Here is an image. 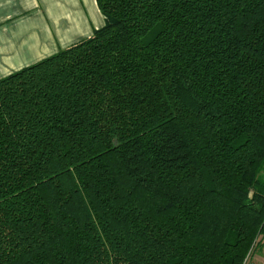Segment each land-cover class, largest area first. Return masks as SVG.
I'll return each instance as SVG.
<instances>
[{"label":"trees","instance_id":"trees-1","mask_svg":"<svg viewBox=\"0 0 264 264\" xmlns=\"http://www.w3.org/2000/svg\"><path fill=\"white\" fill-rule=\"evenodd\" d=\"M96 4L102 27L0 78V264H243L264 0Z\"/></svg>","mask_w":264,"mask_h":264},{"label":"crops","instance_id":"crops-1","mask_svg":"<svg viewBox=\"0 0 264 264\" xmlns=\"http://www.w3.org/2000/svg\"><path fill=\"white\" fill-rule=\"evenodd\" d=\"M104 24L96 0H0V78ZM249 264H264V246Z\"/></svg>","mask_w":264,"mask_h":264},{"label":"rangeland","instance_id":"rangeland-1","mask_svg":"<svg viewBox=\"0 0 264 264\" xmlns=\"http://www.w3.org/2000/svg\"><path fill=\"white\" fill-rule=\"evenodd\" d=\"M260 248H254L251 254L246 258V263L249 264V262H253V256L256 254H259Z\"/></svg>","mask_w":264,"mask_h":264},{"label":"built area","instance_id":"built-area-1","mask_svg":"<svg viewBox=\"0 0 264 264\" xmlns=\"http://www.w3.org/2000/svg\"><path fill=\"white\" fill-rule=\"evenodd\" d=\"M243 264H247V263H246V259L244 260Z\"/></svg>","mask_w":264,"mask_h":264}]
</instances>
